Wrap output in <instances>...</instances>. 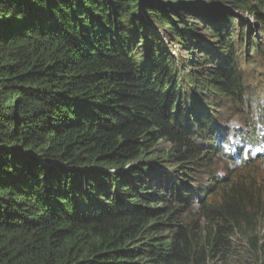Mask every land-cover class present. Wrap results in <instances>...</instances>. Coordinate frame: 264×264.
Listing matches in <instances>:
<instances>
[{
    "label": "trees",
    "instance_id": "16d2710c",
    "mask_svg": "<svg viewBox=\"0 0 264 264\" xmlns=\"http://www.w3.org/2000/svg\"><path fill=\"white\" fill-rule=\"evenodd\" d=\"M156 1L0 0V264H210L257 232L255 178L193 179L234 135L242 44L264 52L234 14L264 32V0L212 3L218 50L180 63L150 20L176 44L199 5Z\"/></svg>",
    "mask_w": 264,
    "mask_h": 264
},
{
    "label": "rangeland",
    "instance_id": "374dc122",
    "mask_svg": "<svg viewBox=\"0 0 264 264\" xmlns=\"http://www.w3.org/2000/svg\"><path fill=\"white\" fill-rule=\"evenodd\" d=\"M188 1L191 4L194 3L196 6L199 5L197 8H199L201 13L192 18L187 17V23L194 24L190 26L191 29L188 28V36H186L185 41L183 40L186 44L185 46L181 45L183 41L174 44V42H177L176 38L172 37V39H169L166 33L161 32L162 28L150 20V23L154 24V27L158 29L161 37L164 38L166 44L177 57L179 63L181 59H187L190 52L193 53L194 59L196 57L199 59V57H203L209 51L218 50L219 47V45L214 43L215 39L212 37L213 35L208 32L205 18L217 16L221 12L222 8L213 9L214 11L211 13L206 11L209 8L208 6H211L212 3L216 4V1L219 4L220 0ZM156 2H160V0ZM221 5L222 3L219 4V6ZM234 15L237 16L236 21H234L237 29L236 33L239 34V30L242 29L243 24L248 25L249 28L247 29L246 27L244 33L246 34L249 31V34L256 36V40L260 41V44L262 43L264 47V32L261 31L263 25H259L254 16L247 20H240V13ZM141 50L144 51V48ZM241 50L240 52L243 53L240 65L244 78L242 103L237 104L226 99L222 103L224 108L218 110L213 115L220 125L229 127L234 135L230 137L225 152L215 157L210 164H212V174L215 176L231 174L236 180H245V178L249 180L251 176L257 180L258 184L264 190V52H262V57L253 54L252 48H249L245 44H242ZM246 51L248 54H246ZM187 64L186 62L185 65ZM208 66L210 65L206 64L205 68L207 69ZM189 99L191 102L193 101L192 98L189 97ZM252 136H256L254 141L250 139ZM236 142H243L239 144L241 149ZM160 145L162 146H160L161 148L159 150L166 149L170 146L168 144L164 145L163 143ZM245 151H248L254 157V164L249 165L246 169L242 167L243 163L240 162L241 157L245 155H242V153ZM256 155L257 159H255ZM210 182H214V180L206 181L208 184H211ZM197 202V200L194 202L190 200L180 203L188 205L185 213L189 214L188 212H196L198 210L199 203ZM260 221L258 223L259 228L253 237L248 238L246 235L238 234L231 240L232 248L229 255L226 258L215 257L210 260V264H264V218Z\"/></svg>",
    "mask_w": 264,
    "mask_h": 264
},
{
    "label": "bare ground",
    "instance_id": "6f19581e",
    "mask_svg": "<svg viewBox=\"0 0 264 264\" xmlns=\"http://www.w3.org/2000/svg\"><path fill=\"white\" fill-rule=\"evenodd\" d=\"M257 38V37H256ZM184 100V102H183V104L185 103V102H188L185 98L183 99ZM205 100H206V98H205ZM217 107H219V106H217ZM216 110H218V109H216ZM219 110H220V107H219ZM206 133V132H205ZM215 135V134H214ZM216 136V135H215ZM212 138H213V136H212ZM229 138H227L226 139V142H227V140H228ZM250 139L252 140V137H250ZM205 141V140H204ZM213 142H214V140H213ZM236 143H238V146H239V148L241 149V147H240V145L239 144H242L243 142H236ZM216 144V143H215ZM243 154H247V156H246V158L244 159V160H242V161H240L241 163H243L242 164V167L244 166V163H245V161H252L253 162V158L254 157H252L251 156V154L248 152V151H245V152H243L242 153V155ZM244 155V156H245ZM255 159H257V155H256V157H255ZM208 172H206V173H204V172H200L199 174H198V176H197V174L195 175L196 176V178L195 179H193V184H194V186L195 187H197V182L199 183V184H201V185H203V184H206V181H209L210 180V176L212 175L213 176V178H222V177H225V176H220V175H218V176H215V175H213L212 173H209V174H207ZM197 181V182H196ZM211 183V182H210Z\"/></svg>",
    "mask_w": 264,
    "mask_h": 264
}]
</instances>
